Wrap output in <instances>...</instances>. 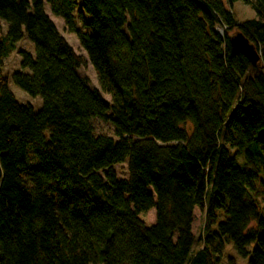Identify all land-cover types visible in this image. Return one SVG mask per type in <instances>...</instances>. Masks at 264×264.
<instances>
[{
  "label": "trees",
  "instance_id": "16d2710c",
  "mask_svg": "<svg viewBox=\"0 0 264 264\" xmlns=\"http://www.w3.org/2000/svg\"><path fill=\"white\" fill-rule=\"evenodd\" d=\"M238 1L257 19L239 24ZM78 3L0 0V68L25 38L35 47L21 71L0 70V264H222L226 242L264 264V0H82L88 32ZM87 62L101 90L79 75ZM92 119L116 139L95 136Z\"/></svg>",
  "mask_w": 264,
  "mask_h": 264
},
{
  "label": "rangeland",
  "instance_id": "374dc122",
  "mask_svg": "<svg viewBox=\"0 0 264 264\" xmlns=\"http://www.w3.org/2000/svg\"><path fill=\"white\" fill-rule=\"evenodd\" d=\"M78 1H79L78 8L75 12V16L78 20V28L85 32H88V30L83 26V23L79 19L82 0H78ZM45 11L49 15V17L52 19V21L55 23L60 34L66 39V41L68 42L70 47L74 50V52L78 56H82L87 59V54L81 48L77 36L68 31L64 21L62 19L52 16L48 5H46ZM233 12L239 24H244L245 22L257 19V14L255 10L253 9V6L251 4H246L243 1H238L234 3ZM87 19L89 18L86 17V20ZM216 30L219 32H222L220 27H216ZM5 31H6V26H4V32ZM234 34H236V32H233L231 35H234ZM21 51L29 52L32 55H34L35 47L29 40H27V38L21 41L18 44L16 51L12 53L7 59L4 60L3 66L0 68L4 76L11 77L15 72L21 71V67H20L21 66V56H20ZM78 73L82 78H85L88 80L89 85L92 89L101 90L97 74L89 62H87V65L85 67H81ZM9 89L11 93L15 96L19 104L25 105V106L30 105L34 108L36 112L41 110L43 106V101L41 98L39 97L33 98L29 96L24 91L16 87L12 81L9 84ZM103 97L107 102L112 104L111 95L103 93ZM125 97L131 98V93H126ZM91 125L93 127L95 136L97 137L106 136V137H112L116 139L115 126L111 121H102L100 119H92ZM114 170L119 180L129 178L127 163L115 166ZM150 219L151 221L155 220L154 212L150 213ZM204 226H205V212L203 210L197 209L195 211L194 224H193V232H194V235L196 236V239H198L203 234ZM251 228H255V224H252ZM200 248H201V245L199 243H196V245L194 246V253L199 251ZM250 250H253V247H251ZM250 258H251V255L248 258L241 257L237 253L233 243L231 242L225 243V248H224L223 257H222V264H231L230 261H232L233 264H249Z\"/></svg>",
  "mask_w": 264,
  "mask_h": 264
},
{
  "label": "water",
  "instance_id": "95a60500",
  "mask_svg": "<svg viewBox=\"0 0 264 264\" xmlns=\"http://www.w3.org/2000/svg\"><path fill=\"white\" fill-rule=\"evenodd\" d=\"M217 32L220 35H223V31ZM229 41L233 49L243 55L253 67H257L260 64L261 55L250 40H248L241 32L231 35Z\"/></svg>",
  "mask_w": 264,
  "mask_h": 264
}]
</instances>
